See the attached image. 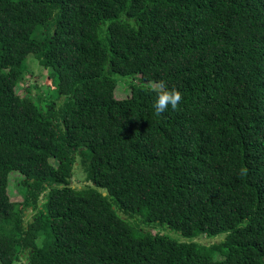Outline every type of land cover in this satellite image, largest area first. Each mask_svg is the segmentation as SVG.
Returning <instances> with one entry per match:
<instances>
[{"label":"trees","instance_id":"16d2710c","mask_svg":"<svg viewBox=\"0 0 264 264\" xmlns=\"http://www.w3.org/2000/svg\"><path fill=\"white\" fill-rule=\"evenodd\" d=\"M30 53L56 110L16 92ZM0 262L264 264V0H0Z\"/></svg>","mask_w":264,"mask_h":264},{"label":"rangeland","instance_id":"374dc122","mask_svg":"<svg viewBox=\"0 0 264 264\" xmlns=\"http://www.w3.org/2000/svg\"><path fill=\"white\" fill-rule=\"evenodd\" d=\"M23 69L25 72V77L22 79L23 81L19 83V86L16 87V92L20 95H24L25 93L29 92L43 107V109L48 110L50 106H58L61 99H58L56 95V82L52 79L53 75L51 74V70L49 68H45L41 63L40 60L32 53L28 54L23 61ZM49 76L51 78H49ZM113 78L116 80V87L114 94L117 98H124L128 96L129 92L123 89L125 85L118 87L120 82L126 83V86L131 85L132 80L128 77H123L119 75H113ZM152 86V82L147 83ZM28 86V91L24 88ZM119 88V89H117ZM126 88V87H125ZM117 89V90H116ZM53 110H56L54 107ZM61 123V121H60ZM53 163H55L53 161ZM20 180L21 175L17 171H13L9 175V183H8V194L11 200L13 201H21L23 189L20 188ZM71 181L74 183L85 184L86 183V173L82 170L80 164L74 165L73 174L71 177ZM73 184V183H72ZM27 212V211H26ZM32 215L31 210L26 213V219L30 218ZM137 218L142 219L145 218V213L141 212L139 215H135ZM130 221L133 219L130 218ZM131 223V222H130ZM132 224V223H131ZM151 229L154 231L168 235L175 239H182L179 232L171 229L166 224H159L155 222L150 223ZM139 229V228H138ZM149 230V229H147ZM140 232L142 230H139ZM225 233H221L216 236L208 237L204 233H199L193 239L199 244L204 246H211L213 244L219 243L224 238ZM1 264V262H0Z\"/></svg>","mask_w":264,"mask_h":264},{"label":"clouds","instance_id":"9594fccd","mask_svg":"<svg viewBox=\"0 0 264 264\" xmlns=\"http://www.w3.org/2000/svg\"><path fill=\"white\" fill-rule=\"evenodd\" d=\"M152 90L156 93V99L153 104L156 116H160L167 111L169 106L173 110L177 109L183 99L179 90L175 88L169 89L163 80L153 82Z\"/></svg>","mask_w":264,"mask_h":264}]
</instances>
